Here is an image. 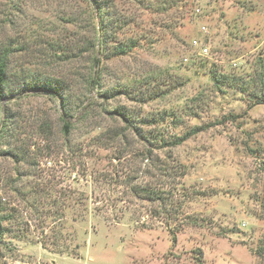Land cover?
<instances>
[{
	"label": "rangeland",
	"instance_id": "obj_1",
	"mask_svg": "<svg viewBox=\"0 0 264 264\" xmlns=\"http://www.w3.org/2000/svg\"><path fill=\"white\" fill-rule=\"evenodd\" d=\"M0 55V264H264V0H0Z\"/></svg>",
	"mask_w": 264,
	"mask_h": 264
},
{
	"label": "trees",
	"instance_id": "obj_2",
	"mask_svg": "<svg viewBox=\"0 0 264 264\" xmlns=\"http://www.w3.org/2000/svg\"><path fill=\"white\" fill-rule=\"evenodd\" d=\"M7 69H8L7 56L6 55H4V56L0 55V96L4 92V87H5V83H6V76H7ZM259 79H260V81H257V83L259 85H261L262 89H263V87H264V69L262 70V75H260ZM257 103L264 104V89L262 90L261 94L258 96ZM197 131H203V130L200 129ZM197 131L192 132V133H187L182 139L180 138L176 142H174V145H179L184 140H186V139L190 138L192 135L196 134ZM173 242H176V237L173 238ZM199 253L203 258L201 250H199ZM199 258L200 259H198L197 264H203V259L201 257H199Z\"/></svg>",
	"mask_w": 264,
	"mask_h": 264
},
{
	"label": "built area",
	"instance_id": "obj_3",
	"mask_svg": "<svg viewBox=\"0 0 264 264\" xmlns=\"http://www.w3.org/2000/svg\"><path fill=\"white\" fill-rule=\"evenodd\" d=\"M204 31H206V30H204ZM193 44L196 46V48H197V47L200 48V50H201L203 53L208 54L209 49H208L206 46H204L203 43L200 44V43H198V41H197V42L195 41Z\"/></svg>",
	"mask_w": 264,
	"mask_h": 264
}]
</instances>
